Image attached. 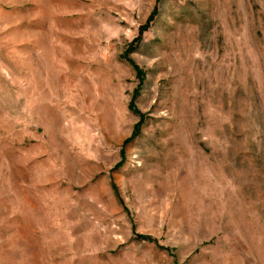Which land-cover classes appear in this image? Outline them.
I'll list each match as a JSON object with an SVG mask.
<instances>
[{
	"label": "rangeland",
	"instance_id": "1",
	"mask_svg": "<svg viewBox=\"0 0 264 264\" xmlns=\"http://www.w3.org/2000/svg\"><path fill=\"white\" fill-rule=\"evenodd\" d=\"M156 1L0 0V264H264V0Z\"/></svg>",
	"mask_w": 264,
	"mask_h": 264
},
{
	"label": "trees",
	"instance_id": "2",
	"mask_svg": "<svg viewBox=\"0 0 264 264\" xmlns=\"http://www.w3.org/2000/svg\"><path fill=\"white\" fill-rule=\"evenodd\" d=\"M159 3V0L156 1L155 6L153 8V10L151 11V14L149 15L148 19L146 20L145 24L143 26H141L139 28L138 31V38L135 41V45H138L140 43V39L142 38V36L144 35V33H146L150 27V24L153 22V20L155 19V17L158 14V8L157 5ZM133 49V48H131ZM131 50H128L127 54L130 53ZM126 58V57H125ZM127 62L129 63V65L132 67V69L135 72L136 75V79L139 82L138 88L134 91L132 99L128 105V109L130 112L134 113L135 115H137L139 117V121L138 123L134 126L133 131H132V135L130 140L126 141L125 143L128 144L131 141H133L135 138L138 137L139 131H140V127L142 126L143 122H144V117L143 115H141L135 108V104H134V100L138 94V90L140 89V87L143 85L144 83V79H145V75L142 72V70L140 68H138L137 66H135L130 60L127 59ZM135 239L138 242H142V243H148V244H153L157 249L165 251L166 253H170L169 249H164L158 246V243L156 240L150 238V237H144V236H140V235H136Z\"/></svg>",
	"mask_w": 264,
	"mask_h": 264
}]
</instances>
